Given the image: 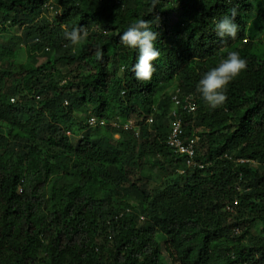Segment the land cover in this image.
I'll use <instances>...</instances> for the list:
<instances>
[{
  "label": "trees",
  "instance_id": "1",
  "mask_svg": "<svg viewBox=\"0 0 264 264\" xmlns=\"http://www.w3.org/2000/svg\"><path fill=\"white\" fill-rule=\"evenodd\" d=\"M139 18L150 81L120 42ZM229 51L247 67L212 109L196 85ZM177 117L196 166L167 145ZM0 264H264V0H0Z\"/></svg>",
  "mask_w": 264,
  "mask_h": 264
},
{
  "label": "clouds",
  "instance_id": "2",
  "mask_svg": "<svg viewBox=\"0 0 264 264\" xmlns=\"http://www.w3.org/2000/svg\"><path fill=\"white\" fill-rule=\"evenodd\" d=\"M159 0H153V7ZM231 15H225L215 24L216 35L220 38L235 39L238 33V24L235 22L236 9L230 10ZM89 35L86 26L64 29V36L71 45H79ZM160 33L154 31L149 20L139 18L132 20L126 30L120 34V42L128 48L137 51L132 71L137 80L150 81L155 71L153 62L160 57L156 42ZM75 47L73 51L75 52ZM95 57L103 60V52L97 48ZM247 67V61L240 57L239 52L229 51L226 57L221 58L218 65L206 71L196 85V91L201 94L205 103L212 109L223 105L227 99V85ZM149 121V119H148ZM170 133V130H169ZM70 134V132H69ZM168 145V144H167ZM183 171V170H182Z\"/></svg>",
  "mask_w": 264,
  "mask_h": 264
},
{
  "label": "built area",
  "instance_id": "3",
  "mask_svg": "<svg viewBox=\"0 0 264 264\" xmlns=\"http://www.w3.org/2000/svg\"><path fill=\"white\" fill-rule=\"evenodd\" d=\"M176 99L175 104L178 105L180 100L178 97H174ZM188 101L184 107L190 106L192 110H196L197 106L191 99V96L187 97ZM92 123H95V119H90ZM149 121L152 122V117L149 118ZM132 125H126V127H131ZM200 140V136L198 134L191 136L189 138L186 137V129L184 125L183 119L177 117L174 118L170 123V133L167 137V144L170 147L172 153L177 156H183L187 164L190 167L196 166L199 161L195 160V156L197 155L196 143Z\"/></svg>",
  "mask_w": 264,
  "mask_h": 264
},
{
  "label": "rangeland",
  "instance_id": "4",
  "mask_svg": "<svg viewBox=\"0 0 264 264\" xmlns=\"http://www.w3.org/2000/svg\"><path fill=\"white\" fill-rule=\"evenodd\" d=\"M19 55H20L21 58H23V60L29 59V58L32 56L31 52H29V50H27V49L24 50V51H22ZM174 87H176V83L173 85L172 89H173ZM147 108H149V107H147ZM148 110H149V109H148ZM131 202L133 203V205H136V206H137V204H138V203H136V202H134V201H131ZM259 226H262V223H258V224H257V227H259Z\"/></svg>",
  "mask_w": 264,
  "mask_h": 264
}]
</instances>
